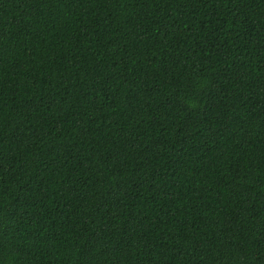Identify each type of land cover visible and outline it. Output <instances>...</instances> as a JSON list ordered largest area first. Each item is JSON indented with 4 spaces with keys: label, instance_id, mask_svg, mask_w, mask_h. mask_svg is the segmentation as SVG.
Wrapping results in <instances>:
<instances>
[{
    "label": "trees",
    "instance_id": "1",
    "mask_svg": "<svg viewBox=\"0 0 264 264\" xmlns=\"http://www.w3.org/2000/svg\"><path fill=\"white\" fill-rule=\"evenodd\" d=\"M0 264H264V0H0Z\"/></svg>",
    "mask_w": 264,
    "mask_h": 264
}]
</instances>
